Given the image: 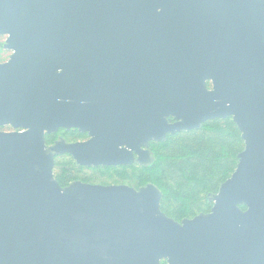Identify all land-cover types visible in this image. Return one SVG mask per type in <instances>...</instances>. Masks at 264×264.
<instances>
[{
	"label": "water",
	"instance_id": "1",
	"mask_svg": "<svg viewBox=\"0 0 264 264\" xmlns=\"http://www.w3.org/2000/svg\"><path fill=\"white\" fill-rule=\"evenodd\" d=\"M4 35L0 264H264V0H0ZM224 118L244 148L207 214L53 178L57 155L147 166L148 142ZM60 128L90 139L47 147Z\"/></svg>",
	"mask_w": 264,
	"mask_h": 264
},
{
	"label": "trees",
	"instance_id": "2",
	"mask_svg": "<svg viewBox=\"0 0 264 264\" xmlns=\"http://www.w3.org/2000/svg\"><path fill=\"white\" fill-rule=\"evenodd\" d=\"M208 85L210 82L209 88ZM243 148L231 118L210 120L198 130L168 134L165 141L152 147V164L135 173L140 178L148 175L145 182L160 189V209L166 216L175 221L191 219L210 211L208 195L216 194L234 172L237 155ZM54 178L63 186L55 175Z\"/></svg>",
	"mask_w": 264,
	"mask_h": 264
},
{
	"label": "flooded vegetation",
	"instance_id": "3",
	"mask_svg": "<svg viewBox=\"0 0 264 264\" xmlns=\"http://www.w3.org/2000/svg\"><path fill=\"white\" fill-rule=\"evenodd\" d=\"M6 40H7V36L6 35L0 36V64H4V63L8 62L10 56L13 54V51H10V50L5 48ZM207 83L209 84V82H207ZM208 89H211L210 86H209ZM169 123H174L172 118H170ZM0 131L1 132H13V131H16V130H14L11 126H3V127H0ZM17 131H20V130H17ZM59 132L74 133V134L76 133L77 135H79L80 137H83L84 139H77V140H74V141H66V140H64V138H59V139L54 140L55 136ZM44 138H45V144H46L47 147H51L56 142H59V141H63L65 143H67V144H75V143H85V142L89 141V139H90L88 133H82V132L78 131L77 129H72V128L69 129V130L60 128L55 133L45 134ZM165 139L163 141H165ZM163 141H160V142L150 141L147 144V148L146 147H142L141 148V150H143V151L144 150H149V152L151 154V162L147 166L146 165H139L136 161H134L132 164H127V165L97 166V167L90 166V167H87V166H82V165L77 164L71 158V156H69L68 154L57 155V156L54 157V165H53V169H52L53 178H54V175L56 176L55 170L57 169V165L60 163L59 159H62L63 162H64V165H65L64 166V170H65L64 174L67 175V173H68L69 177H70L69 179H71L70 182H68V184L66 186H68L72 182H81V183H84V184L99 185V186H120V185H123V186L131 187V188H133L135 190H138L140 187L134 188L131 185L130 186L129 185H125L123 183H119V184H101L98 181L91 179V177H96V178L102 177L103 178V175L101 173H99V172L108 171V170H117V171L118 170H127V171L131 170L130 172H134V171L140 170V168H147L154 161V156H153L154 152L152 151V147L156 146V144L161 143ZM134 158H135V160L137 158L135 154H134ZM54 180L56 181L55 178H54ZM147 184H152V183H147ZM146 185H144V186H146ZM66 186H61V187H66ZM144 186H142V187H144ZM211 204H212L211 205V208H212L213 203L211 202ZM211 208H210V210H211ZM201 214H203V213H201ZM204 214H207V213H204Z\"/></svg>",
	"mask_w": 264,
	"mask_h": 264
},
{
	"label": "rangeland",
	"instance_id": "4",
	"mask_svg": "<svg viewBox=\"0 0 264 264\" xmlns=\"http://www.w3.org/2000/svg\"><path fill=\"white\" fill-rule=\"evenodd\" d=\"M64 138L66 141H74L77 139H84L83 137H80L76 133H66V132H59L54 140ZM60 163L57 165V169L55 170V174L58 178V180L61 182L63 186H66L68 182H70L71 179L62 178L61 174H64V162L62 159H59ZM131 171V170H130ZM127 170H108V171H102L99 172L103 175L102 177H91V179L98 181L101 184H119L123 183L125 185H131L134 188L142 187L150 182H145L147 179H149V176L144 178H140L138 173L135 171L130 172ZM69 176V174L67 173ZM140 178V179H139ZM199 215V214H198ZM197 216V215H196ZM180 222L181 220H177Z\"/></svg>",
	"mask_w": 264,
	"mask_h": 264
}]
</instances>
